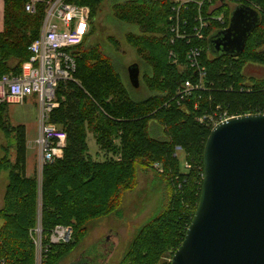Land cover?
I'll return each mask as SVG.
<instances>
[{"label": "trees", "instance_id": "16d2710c", "mask_svg": "<svg viewBox=\"0 0 264 264\" xmlns=\"http://www.w3.org/2000/svg\"><path fill=\"white\" fill-rule=\"evenodd\" d=\"M111 1L113 17L135 26L143 34H128L126 42L148 66L150 75H145V79L157 93L137 100L118 65L103 54L100 47L85 48L106 0H71L90 9V31L82 44L70 51L75 71L71 79L58 84L57 107L49 116L50 123L65 132L66 145L62 156L41 171L43 251L48 260L66 255L75 241L72 238L68 243H51L55 227L69 226L73 220L76 224L70 226L82 233L83 225L80 228L77 225L84 216L100 217L111 212L117 201V190L132 183L136 170H147L157 164L169 179V208L152 224L143 227L127 256L130 264H170L199 201L203 149L214 122L223 112L233 117L264 113V79L248 85L242 75L244 63L252 59L264 63V0L243 2L258 9L260 24L236 57H213L208 50L209 37L228 26L233 8L226 9L223 23L209 21L199 57L205 74L203 88L195 90L188 98H181L177 91L185 81L196 82L197 75L188 67L178 74L168 54L172 51L179 63L186 64L187 51L199 42L191 36L189 43L187 39L174 43L168 39L165 32L170 25L173 0ZM26 2L0 0V78L20 73L30 56L29 45L40 34L43 10L38 8L34 14H28L24 10ZM191 3L195 5L190 4L187 11L182 8L178 17L180 29L190 34L197 9V2ZM207 5L205 2L203 8L200 7L204 14ZM184 18L186 26L182 22ZM157 32L163 34L160 39L154 36ZM7 111L8 105L0 104V129L12 138L15 154L14 161L9 163L10 178L4 198L6 212L0 213V238L8 240L7 249L4 248L8 255L14 253L20 264L24 261L30 264L29 229L35 221L38 190L35 177L26 176V129L22 125L12 126ZM85 125H95L92 131L99 151L112 154L103 163L87 160ZM152 125H157V129H152ZM113 133L119 141L117 145L112 142ZM177 149L185 154L187 170L180 169ZM114 154L119 158L113 173Z\"/></svg>", "mask_w": 264, "mask_h": 264}, {"label": "rangeland", "instance_id": "374dc122", "mask_svg": "<svg viewBox=\"0 0 264 264\" xmlns=\"http://www.w3.org/2000/svg\"><path fill=\"white\" fill-rule=\"evenodd\" d=\"M180 1L185 2L188 0ZM194 1L199 2L200 5L197 3V9L194 10L196 16L193 27L199 23L201 18L205 20L206 18L212 17V15L214 17L221 18V21H218V23H223L227 8L232 9L234 6L244 4L243 2H247L246 0H227L224 2L220 0ZM205 2L208 5L205 7L206 12L204 14L202 12V8ZM110 3L112 4L111 0H106L104 3L101 13L94 22L95 25H93V31L85 45V48L100 47L101 52L109 56L115 65H118L121 74H123L124 78L126 77V81L128 79L127 67L135 63L138 64V66H140L138 77L139 85L137 88H131L134 98L137 100H144L148 97H151L153 94L155 95L157 92L155 93L154 88L151 87L145 79V75H150L148 74L149 72H147V70H149L148 66L142 63L141 57L136 53V50L132 47V45L126 42L125 37L128 34H137L138 36L143 34L135 26L118 22L112 15ZM190 4L193 3H189L187 7L185 6L183 9L187 11ZM224 7L226 8L224 9ZM183 9L179 11V16L181 15ZM253 9L256 11L258 10L256 7H253ZM214 11H218V13L213 14L215 13ZM182 20L186 21L185 18ZM166 31L167 32L165 33L168 34V39L174 37L169 32V26H167ZM204 31L202 32L201 38L196 40L199 42L197 46L192 45L193 48L203 50L202 43L204 40ZM154 36L160 39L163 34L161 32H157L154 34ZM257 50L261 49L258 48ZM169 62L174 65V69L178 74H182L186 70V67H188V63H179L178 59H175V61L170 59ZM188 68L191 69L190 67ZM191 70H193V68ZM242 75L244 76V83L248 85L253 83L255 80L264 79V63L253 59L250 62L244 63L242 66ZM127 82L129 83V81ZM31 98L34 97H29L25 104L9 105L7 111V116L12 126L22 125L26 129V146L28 147L26 154V166L28 174H26V176L35 177L36 187L38 190L35 221L33 227L29 229V238L32 242V260L30 264H68L71 259L73 260L79 256L82 251H85L87 255L93 259L94 263H97L100 260V257L104 258L107 254H103L101 252L102 249H99V247L96 246V243L99 240H102V238L105 237L109 232L117 234V241L115 240L116 244L114 247H109V250L113 251V253L108 257L106 263L130 264V259L127 256V253L129 252V249L131 250V247L135 245L134 243L139 238L143 227L150 223L152 224L153 220L165 214L169 208L168 176H165L163 169L157 164H154L150 169L147 170L138 168L131 181L132 183L129 184L128 187L117 190V201L115 202V207L113 210H111V212L100 217L84 216L83 221L77 225H80L79 228L83 225V230H81L82 233H77V230L74 231L72 226H70L72 223L76 224V222L73 220H71V223L68 224L69 226L58 225L55 227L56 231H60V229H58L60 227L70 228L71 234L69 240L71 241L73 238L75 241V246H71L72 248L69 249V252L66 255H61V257L59 256L53 260H48L46 258L45 252L43 251V245L41 241V202L39 191L41 184V173L38 172L36 167L37 146L35 141L37 139L38 132L39 112L36 102H34ZM94 126L95 125H91L88 127L85 125L87 144V155L86 152L85 155L87 160L90 162L96 161L103 163V161L111 158L112 154L110 155L99 151L97 145L95 144V135L92 131ZM156 126L152 125V129H157ZM114 136L115 135L113 133L112 142L114 145H117L119 141ZM14 154L12 138L10 135L5 133V130L0 129V213L6 212L4 198L10 178L9 163L11 164L14 161ZM176 155L177 158H179L180 169L187 170L184 160L185 154L182 151H179L176 153ZM112 157V161L114 162L113 164H115V166H112L114 168L112 169V172L114 173L115 170H117L116 164L119 156L118 154H114ZM88 195L90 196L89 193ZM101 197L102 195H99L98 199H101ZM1 222L2 221L0 219V224ZM69 240L66 242L68 243ZM7 241V239L0 238V264H20L19 258H17L14 253L13 255H8L6 253L5 249H7ZM18 254L19 253H17V255ZM24 262V264H28V261Z\"/></svg>", "mask_w": 264, "mask_h": 264}, {"label": "water", "instance_id": "95a60500", "mask_svg": "<svg viewBox=\"0 0 264 264\" xmlns=\"http://www.w3.org/2000/svg\"><path fill=\"white\" fill-rule=\"evenodd\" d=\"M260 24L253 8L234 6L225 29L208 39L213 57L240 55ZM137 88L139 67H127ZM117 234L96 243L106 257L97 263L82 251L68 264H107ZM170 264H264V113L226 119L211 129L203 149L199 201Z\"/></svg>", "mask_w": 264, "mask_h": 264}, {"label": "built area", "instance_id": "2783aa9c", "mask_svg": "<svg viewBox=\"0 0 264 264\" xmlns=\"http://www.w3.org/2000/svg\"><path fill=\"white\" fill-rule=\"evenodd\" d=\"M227 1V0H220ZM193 0H173L172 14L169 17L170 42L190 38L199 40L202 32L207 29L210 20L221 21V18L209 17L199 20L191 33L180 29L179 11ZM210 2V1H209ZM199 3V2H197ZM200 5V3H199ZM38 8L43 10L40 34L28 47L29 59L25 62L18 75L12 73L0 78V104L20 105L29 97H34L39 112L37 139L36 167L41 173L45 165L53 163L63 154L66 145L64 131L50 123L51 111L57 107L55 90L61 81L72 78L75 71V60L70 51L82 44L90 31V11L85 6H79L71 0H27L24 10L34 14ZM186 26V21H183ZM191 36V37H190ZM201 50L190 47L186 54L188 67L195 71L197 81H185L177 91L181 98H188L192 92L203 88L204 69L200 66L199 57ZM169 58L175 61L176 57L169 51ZM223 112L214 122V126L226 119L232 118ZM179 152V149H177ZM187 166V165H186ZM188 167V166H187ZM52 232L51 243L66 242L70 238V228L60 227ZM57 229V230H58Z\"/></svg>", "mask_w": 264, "mask_h": 264}, {"label": "crops", "instance_id": "0c3cea01", "mask_svg": "<svg viewBox=\"0 0 264 264\" xmlns=\"http://www.w3.org/2000/svg\"><path fill=\"white\" fill-rule=\"evenodd\" d=\"M31 99L35 102V99H34V98H31ZM25 103H26V102H25ZM25 103H24V104H25ZM26 143H27V141H26ZM26 147H27V146H26ZM27 150H28V147H27ZM26 174H28V173H27V166H26Z\"/></svg>", "mask_w": 264, "mask_h": 264}]
</instances>
